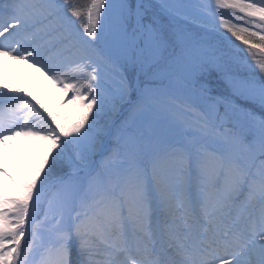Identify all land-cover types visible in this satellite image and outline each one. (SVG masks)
Returning a JSON list of instances; mask_svg holds the SVG:
<instances>
[{"label":"snow or ice","instance_id":"obj_1","mask_svg":"<svg viewBox=\"0 0 264 264\" xmlns=\"http://www.w3.org/2000/svg\"><path fill=\"white\" fill-rule=\"evenodd\" d=\"M0 264H264V0H0Z\"/></svg>","mask_w":264,"mask_h":264},{"label":"rangeland","instance_id":"obj_2","mask_svg":"<svg viewBox=\"0 0 264 264\" xmlns=\"http://www.w3.org/2000/svg\"><path fill=\"white\" fill-rule=\"evenodd\" d=\"M30 70L27 69V66L24 67V71L22 72V75L20 77L21 81H25V77L26 74H29ZM38 76H36V74L32 73L31 74V78L27 80V82L25 84H19L17 83L15 80V87H21V86H26L28 88L29 91H34V92H40L41 89L37 86L38 84ZM50 103H55V98H53L51 101H49Z\"/></svg>","mask_w":264,"mask_h":264},{"label":"bare ground","instance_id":"obj_3","mask_svg":"<svg viewBox=\"0 0 264 264\" xmlns=\"http://www.w3.org/2000/svg\"><path fill=\"white\" fill-rule=\"evenodd\" d=\"M25 66H26V65H22V64H20V63L17 62V61H10V62H8L9 74H8L7 79H8V82H9L10 84L13 85V87H15V82H14V80L11 78V73H12V72H15L16 75H18L19 77H21L22 72L24 71V67H25Z\"/></svg>","mask_w":264,"mask_h":264}]
</instances>
